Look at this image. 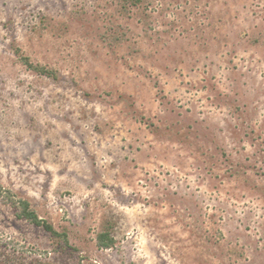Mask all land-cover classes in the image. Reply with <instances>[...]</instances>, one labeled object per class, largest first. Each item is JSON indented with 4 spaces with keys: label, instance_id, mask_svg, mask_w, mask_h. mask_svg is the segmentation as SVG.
<instances>
[{
    "label": "rangeland",
    "instance_id": "1",
    "mask_svg": "<svg viewBox=\"0 0 264 264\" xmlns=\"http://www.w3.org/2000/svg\"><path fill=\"white\" fill-rule=\"evenodd\" d=\"M14 249L264 264V0H0V259Z\"/></svg>",
    "mask_w": 264,
    "mask_h": 264
},
{
    "label": "trees",
    "instance_id": "2",
    "mask_svg": "<svg viewBox=\"0 0 264 264\" xmlns=\"http://www.w3.org/2000/svg\"><path fill=\"white\" fill-rule=\"evenodd\" d=\"M21 57L24 63L27 65V67L34 69L35 71L41 74H46L49 76L55 75L54 70L44 65L34 63L27 56L22 55ZM13 203L16 206L20 207L21 210L19 212V216L21 218H25L29 220L31 223H33L36 226L43 227L48 233H50V235L53 238H62L66 245L69 244L68 234L66 232H61L57 230L52 223L40 218L39 215L36 213V211L31 208L28 200L14 199ZM98 243L101 247L109 248L113 245L114 239L111 238L107 233H102L99 235ZM23 260H24V254L19 252L17 249H14L12 254H9L8 256H5L4 258L0 259V264H29V263L24 262ZM30 263L31 264H54L53 262L42 260L39 258H32V261Z\"/></svg>",
    "mask_w": 264,
    "mask_h": 264
}]
</instances>
